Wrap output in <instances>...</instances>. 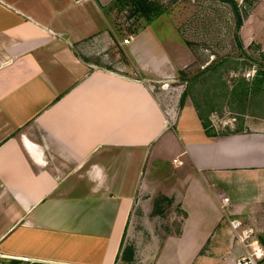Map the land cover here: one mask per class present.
<instances>
[{
    "label": "crops",
    "instance_id": "0c3cea01",
    "mask_svg": "<svg viewBox=\"0 0 264 264\" xmlns=\"http://www.w3.org/2000/svg\"><path fill=\"white\" fill-rule=\"evenodd\" d=\"M90 2L0 0V264L197 254L224 197L264 233V120L208 131L189 100L171 120L152 86L165 45L146 29L126 41L138 73L105 66L116 42L89 30ZM171 204L188 212L175 235L155 226ZM224 245L232 264L243 246Z\"/></svg>",
    "mask_w": 264,
    "mask_h": 264
},
{
    "label": "rangeland",
    "instance_id": "374dc122",
    "mask_svg": "<svg viewBox=\"0 0 264 264\" xmlns=\"http://www.w3.org/2000/svg\"><path fill=\"white\" fill-rule=\"evenodd\" d=\"M150 1L155 4V12H150L153 16L147 18L149 11H138L133 3L105 0L96 6L91 0L89 30L94 24L100 28L108 23L107 28L116 42L106 52L108 62L101 64L113 67L116 60L123 72L138 73L126 41L151 28L157 40L168 50L165 55L169 57V62L165 72L155 74L152 86L169 111L171 120L188 100L194 101L204 114L205 121L212 124L211 131L230 132L231 127L238 128L236 124L245 121L248 116L264 120V82H255L258 71L264 70V0H237L243 16L242 26H238L233 6L221 0ZM96 11L101 12L102 18H97ZM102 13H106L109 22ZM247 20L252 22L250 26H246ZM175 207L173 204L166 206L164 221H160V225L155 222L158 230L163 227L170 235L182 231L188 212ZM219 207L222 220L214 240H206L197 254L182 255L175 247L170 248L162 254V263L228 264L229 259H223L226 256L225 245L218 252L215 248L226 240L227 244L230 240L237 242L226 217L231 214L230 206L223 210L219 202ZM256 232L264 239L261 236L264 233ZM141 260L131 263L121 261V264H152L154 259H147V262Z\"/></svg>",
    "mask_w": 264,
    "mask_h": 264
},
{
    "label": "built area",
    "instance_id": "2783aa9c",
    "mask_svg": "<svg viewBox=\"0 0 264 264\" xmlns=\"http://www.w3.org/2000/svg\"><path fill=\"white\" fill-rule=\"evenodd\" d=\"M229 202V197H224L220 203L221 208L225 210ZM227 217L236 241L243 246V251L235 259V264H264V239H261L255 229L243 220L228 215Z\"/></svg>",
    "mask_w": 264,
    "mask_h": 264
},
{
    "label": "trees",
    "instance_id": "16d2710c",
    "mask_svg": "<svg viewBox=\"0 0 264 264\" xmlns=\"http://www.w3.org/2000/svg\"><path fill=\"white\" fill-rule=\"evenodd\" d=\"M118 1H122V3H133L137 6V10L138 11H142V12H145L147 13V11H149V13H147L148 17L147 18H151L149 16H153L152 13L155 12V4L153 2H151L150 0H118ZM223 2H228L230 3L232 6H233V9L238 17V26H242L243 24V16L241 14V11H240V6H239V2L237 0H221ZM152 12V13H150ZM144 14V13H143ZM255 82H258V84H261V82H264V70L262 71V69L260 71H258L256 77H255ZM252 88V87H250ZM253 89V88H252ZM185 96H183L184 98ZM183 101V100H182ZM195 104V103H194ZM196 105V104H195ZM197 107V105H196ZM198 109V107H197ZM199 111V114H200V117L202 118L203 120V124H204V127L206 128V130H210V126L212 124H208L206 121H205V117H204V114L202 112H200V110L198 109ZM119 264V263H118Z\"/></svg>",
    "mask_w": 264,
    "mask_h": 264
}]
</instances>
